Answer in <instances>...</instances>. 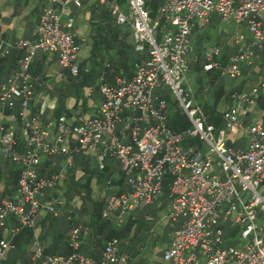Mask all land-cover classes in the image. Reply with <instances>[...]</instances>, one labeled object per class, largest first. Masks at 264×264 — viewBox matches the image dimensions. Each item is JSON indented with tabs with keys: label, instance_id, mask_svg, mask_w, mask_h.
I'll list each match as a JSON object with an SVG mask.
<instances>
[{
	"label": "built area",
	"instance_id": "1",
	"mask_svg": "<svg viewBox=\"0 0 264 264\" xmlns=\"http://www.w3.org/2000/svg\"><path fill=\"white\" fill-rule=\"evenodd\" d=\"M98 1L109 6L116 24L130 27L135 50L148 55L133 63L130 76L101 82L100 101L75 122L35 109V87L41 77L33 75L31 65L40 51L78 74L80 44L68 5L80 6L81 0H45L32 32L34 40L0 42L1 56L11 49L22 52L15 70L0 82V155L19 166L15 191L0 195V227L6 230L0 237V264H7L19 231L36 227L39 210L54 216L62 211V197L50 194L45 202L39 197L62 182L74 157L83 153L94 156L101 170L106 158L117 160L126 176V188L108 195L101 211L102 219L116 228L167 188L165 215L181 223L163 250L162 264H264V107L256 112L264 79L232 92L233 104L222 114L219 128L207 121L191 91L183 87L190 70L192 32L205 27L213 14L226 25L245 21L251 41L242 44L245 34L236 29L237 51L222 62L216 59L220 45L205 49L203 69L242 76L241 65L251 66L255 48L264 47V0H160L155 17L145 0H125V9L118 0ZM165 88L172 90L191 121L185 132L167 125ZM234 130L245 136V147L228 144ZM191 137H198L201 145H183ZM58 155L63 156L61 167L41 175L42 158ZM111 183L110 178L105 182ZM10 220L16 225L10 226ZM227 221L229 235L222 226ZM90 232L87 223L72 226L68 254L46 253L35 236L29 259L32 264H128L129 255L121 252L115 237L106 240L97 260L85 255L82 236ZM236 233L243 242L240 246L231 242ZM224 235L230 242L227 247H222Z\"/></svg>",
	"mask_w": 264,
	"mask_h": 264
},
{
	"label": "crops",
	"instance_id": "2",
	"mask_svg": "<svg viewBox=\"0 0 264 264\" xmlns=\"http://www.w3.org/2000/svg\"><path fill=\"white\" fill-rule=\"evenodd\" d=\"M118 1L120 2V0ZM44 3L45 0H0V42H3L5 44L8 42H13L20 38L30 41L34 40L35 38L32 32L38 23L39 15L42 12ZM120 4L122 5V8H126L125 0L120 2ZM68 8L71 12V15L75 18V27L77 29L80 51L83 48H86V53L82 57H79L78 55V63L84 64L85 69L88 71L92 68V66L95 65L92 57L96 56L97 59L95 60V62H99L98 67L100 69L103 68V75L100 77L98 82L102 80L101 82L104 81L113 83L115 77L118 75L130 76L133 63L136 60H133L128 71L123 74L120 73V65L114 66L112 68V62L109 60V57H113L114 60L115 58L119 57V54H116L115 46L111 49L104 48L100 49L99 51H95V49L93 48L94 42L99 37V34L96 33L94 20L92 18L96 17L98 15V12H100L102 8H106L109 12V6L106 4H101L98 0H81L80 6H76L71 3L68 5ZM109 13L111 14V12ZM112 21L115 24L113 16ZM210 22L211 20L207 24L209 25ZM219 24L220 23H218V25ZM214 25L216 24H211L210 26L214 27ZM121 27L123 29H128L129 31L128 37L131 40L128 41L127 39V43L131 44V42L133 41L135 46V41L130 27L127 25H121ZM235 31L236 29L233 30V35L235 34ZM250 41V34H245V38L242 41V44H248L250 43ZM208 42L209 41L207 40L203 43L204 49L207 48L205 47V43ZM234 43L235 49L233 52L225 50V52L223 53V59H218V57L216 59H218V61L224 62L227 56L236 52L240 44L236 43L235 39ZM13 50L19 53V50L16 49H11L10 51L12 52ZM134 51L136 50L134 49ZM16 52L12 53L16 55ZM138 53L143 54L142 58L147 57V54L145 52ZM255 53L256 58L254 61H258L259 63L264 64V47L262 49L255 48ZM128 54L129 56L133 55L134 57V55L137 53L132 52V49H130ZM203 64L202 70L197 72V74L195 75L196 80L193 86H189V89L195 102L199 104L203 102L209 106H213L215 108V114L219 115L222 120V114L226 110L230 109L233 104V100L231 97L232 92L247 89V86L250 87L255 84L260 77L257 80H253V83H249L250 85H247L245 81L247 75L246 71L250 69V67L248 66H244L243 69L241 68L244 71H242V76L238 78L221 76L218 69L205 71L203 69ZM104 67L107 69H105ZM67 71L68 70L66 68L61 67L57 63L55 57L49 58L40 51L36 53L31 66V72L33 73V75L41 77V83L39 85H36L35 87L34 105L35 109L39 112L53 116V112L55 111L57 105L63 101L65 103L66 109L71 112V115L68 118L70 120H74L75 122L81 118V115L86 116L93 111L97 103L92 100L95 98L97 93L95 92L96 89L92 88V85L84 87L83 93L86 97V106L83 107L82 99L77 98L74 89L69 90L67 88ZM8 73L9 71L7 70L0 73V82L4 81L8 77ZM189 74L190 70L188 75ZM256 77H254V79ZM49 78L55 79L62 85H54L52 82H50ZM189 79L190 78H188L187 76V85L189 83ZM47 85L50 86V89L47 88ZM58 87L60 88L58 89ZM219 89H221V91L223 92L220 98L216 100V93H219ZM88 92H91V95H88ZM260 100L262 101L263 106H260V102L258 99L256 112L260 111L264 107V97ZM206 116H208V114ZM255 117H257V114L254 116V118ZM241 138H243V135L240 130L231 131L228 134V144L231 145V143H235L238 139ZM239 146L245 147L246 144L245 146ZM83 155L85 156V159H87L90 168L99 169L94 156H92L90 153H83ZM77 156L79 155H76L74 157V164L72 168L75 170V178H82L84 180L86 178L84 176L85 173H83L82 168L79 165L80 161L76 158ZM62 161L63 156L61 155L52 157L44 156L38 168L39 173L41 175H51L61 167ZM108 162L109 164L105 162V167L108 166L109 170L112 172V175L106 177L105 182L110 178L112 180L111 185L106 186L104 179H101L100 181L96 178V176L91 179L92 197L93 199L102 200L103 205L108 195L112 193H120V190H124L126 188V176L122 174L119 162L114 159L108 160ZM18 169L19 166L2 158V156L0 155V195L11 194L15 191L16 183H13V171ZM67 176L62 182L58 183L53 190L46 189L47 191H42V195L39 197V200L41 202H45L48 195L54 194L62 197L65 202L64 206L61 208L62 211L59 213V215L56 216L57 219L53 223V226L48 227V225H43V219L47 218L50 213L46 212L43 209L39 210L36 216V227L34 229L25 228L19 231L17 237L15 238V247L7 254V264H32L29 259V246L33 238L37 236L45 249L51 248L50 246L53 245L54 236H56V234L62 230L65 225V221L67 220L75 221L77 219L78 222L73 225L92 223L95 217L90 210L79 209L81 202L79 199H77V196L72 197L70 201L67 200V195L65 193L64 187ZM166 190L167 188L165 187L164 192L160 196L156 197L152 202L148 204L141 205L125 218L123 224H125L128 218L136 220L135 224L130 230L128 239L125 240L126 242L123 244V247H120L121 252L129 255L128 264H162L163 250L169 245L175 229L181 223L180 219H177L175 222H171L165 215L169 207V198L167 196ZM9 224L10 226L16 225L13 220H10ZM226 233L227 235L231 233L228 227H226ZM5 234V229L0 230V237L4 236ZM104 237L105 232L97 233V230L92 227L91 232L88 235L82 236L83 251H85L87 255L89 254L90 256H92L91 253L96 250L95 242L98 238H100L103 247L106 242V239H104ZM57 248H61L60 245H58ZM94 254L98 259L99 253L98 255H96V253L94 252Z\"/></svg>",
	"mask_w": 264,
	"mask_h": 264
},
{
	"label": "trees",
	"instance_id": "3",
	"mask_svg": "<svg viewBox=\"0 0 264 264\" xmlns=\"http://www.w3.org/2000/svg\"><path fill=\"white\" fill-rule=\"evenodd\" d=\"M122 1L123 0H120V2ZM145 2L148 5V9L150 11L151 17H155L157 14L158 7H154L152 5L153 0H145ZM109 12L107 11L106 8L105 9L102 8V10L98 12V15L92 18L94 20L96 33L99 34V37L94 42L93 48L95 49V51H99L100 49H104V48L111 49L115 46L116 54H119V57L115 58V60L113 57H109V60L112 62L111 64L112 68L114 66L120 65V73L124 74L125 72L128 71L133 60H140L143 57V54L138 53L137 51H134L133 49V52L137 54H135L134 57L133 55L129 56L128 52L131 49V44L127 43L129 31L128 29H123L121 25H118L116 23L114 24L112 21V15ZM215 19H218V18H215ZM215 22L219 23V19L218 21H215ZM208 38L209 37L207 35L206 41L208 40ZM204 42H205V39L203 37L200 38L199 43H198L199 48L197 50L198 56L202 55V52L204 51V47H203ZM10 52L11 51H9V53ZM12 52H16V51L13 50ZM9 53L4 56L0 55V73L7 70L9 71L8 76L11 75L12 72L15 70L16 65H17V60L20 57L22 52H20L19 50V53L16 52L17 53L16 55L14 53L12 54L11 53L9 54ZM92 59L94 60L95 65L99 64V62H95V60L97 59L96 56L92 57ZM191 67L197 70L198 72L202 70V66L198 64V60L193 61L190 64V68ZM94 78H93V69H90L87 71L85 69L84 64L82 63L79 64V70L76 76L72 75L71 73L67 71V74H66V80L68 81L67 88L69 90L74 89L77 95V98L82 99L83 107L86 106V97L83 93V89L84 87L94 84L93 83ZM222 92L223 91L219 89V93H216V100L220 98V96L222 95ZM259 94L260 95H258V99L260 102V106H263V103L260 99H263L264 92H261V93L259 92ZM164 96L167 100V104H169L170 100L165 95V92H164ZM206 106L209 109V111H207V114H208L207 121L209 123L215 124L217 128L221 127L222 120L219 115L215 114L216 113L215 108L207 104ZM60 115H65L67 117L71 115V112L68 109H66L65 103L63 101L57 105L55 111L53 112L54 117H58ZM178 118H173L172 120H168V117H167V125L169 128H171L175 132H185V130L189 127L183 124V121L180 117ZM191 140L192 139L190 138H186L185 144H189V145L190 144H200L197 139L194 141H191ZM76 158L79 159L80 161L79 165L81 166L83 173H85L84 176L86 178L84 180L82 178H78V179L75 178V170L73 168L68 171L69 173L64 183L67 200L70 201L72 197L77 196V199H79L81 202L79 209L90 210L93 216L95 217L92 223H87V224L90 225L91 228L94 227L97 230V233L105 232L104 239L106 240L113 238V237L117 238L119 240L121 247H123V244L126 242L125 240L128 239L130 230L132 229L136 220L128 218L125 224L122 225V227L116 228L111 222L102 219L101 217V211L103 208L102 200L93 199L92 197L91 179L96 176L98 180L101 181V179L102 180L104 179V182H105V178L112 175V172L109 170L108 166L102 170L90 168L88 161L87 159H85V156L83 154H79V156H77ZM17 177H18V170H14L13 171V183L17 182ZM121 191L122 190H120V192ZM56 219H57L56 216L49 214L47 218L43 219L42 223L43 225L45 224V225H48V227H52ZM75 221L73 220L65 221V225L62 228V230L59 233H57L56 236H54L53 245L50 246L51 248H48V249L44 248V251L46 253H50L51 250H58V249H65V251L63 253H57V254H68L70 252V248L68 247L66 238H67V232L69 228L71 229V227L74 226L73 224H76L78 222L77 219ZM0 230H3V228L0 227ZM58 245H60L61 248H57ZM101 247H102L101 239L98 238L97 241L95 242L96 250L94 252L96 253V255H98V253L100 254L102 250ZM94 252L91 253V255L92 257L97 259Z\"/></svg>",
	"mask_w": 264,
	"mask_h": 264
},
{
	"label": "rangeland",
	"instance_id": "4",
	"mask_svg": "<svg viewBox=\"0 0 264 264\" xmlns=\"http://www.w3.org/2000/svg\"><path fill=\"white\" fill-rule=\"evenodd\" d=\"M160 3H161L160 0H153L152 5L154 7H159ZM217 17H219V16L216 15V14H213L212 15V19H211V23L209 25L207 24V26L203 27L202 29L195 28L193 30L192 35L190 37V45L192 47V52L190 54L189 67H190V64L193 61L198 60V64L201 65V66H202L203 62L205 61V59H204V51L202 52V55H199V56H198V53H197V50L199 48L198 43H199L200 38L203 37L205 39V41H206L207 35H208V37H209L208 41L209 42L205 43V47H207V48H210L211 46H213L215 44H219L221 46V53L218 56V59H223V53L225 52V50L233 52L234 49H235L233 30L238 29V30H240L241 32H243L246 35L249 34V32L246 29L247 27H246V22L245 21L242 22L240 25H237V26H235V25H224L220 21V19L218 18L219 19V23L221 24V25L220 24L218 25V22L217 23L215 22V21H218V19H215ZM262 18L264 19V13L262 14ZM211 24H216V25H214V27H211L210 26ZM130 40L131 39L128 37V41H130ZM207 48H205V49H207ZM131 49H132V52H133V49H135L133 41L131 42ZM231 52H229V53H231ZM85 53H86V48L85 49L83 48L80 51V53H79V57H82ZM244 66H246V65L242 64L241 68L243 69ZM248 67H250V69L248 70L250 72L246 71L247 75H246V81L245 82L247 83V85H250L251 83H253V80H257L259 77H260L259 79H264V64H261L258 61L257 62L254 61V63L251 66H248ZM91 69H93V78L95 77L94 78V82H93L94 84H92V88L96 89L95 92L97 93L95 98L92 101L98 103L101 98H100V95H99V91H97V88L99 86V83L102 81L101 80L100 82H98L100 77L103 75L102 74L103 68L100 69L98 67V65L96 64ZM242 71H244V70H242ZM197 72L198 71L195 70L194 68H192V67L190 68V74L188 75V78H190L189 79V83H188V85L183 86L185 92H189L190 91L189 90V86H193V84H194V82L196 80L195 75L197 74ZM254 77H256V78L254 79ZM49 80H50V82H52L56 86L62 85L61 83L57 82L53 78H49ZM176 83H177V85H179L180 81H177ZM248 87L249 86H247V88ZM59 88L60 87H58V89ZM261 92H264V89L262 91H260V93ZM165 95L170 100L169 104H167V111H166L168 120H172L173 118L180 117L182 119V121H183V124L187 125V127H191L190 119L187 117L185 112L179 107V104L176 101L175 96L173 95V92H172V90L170 88H165ZM198 107L200 108V110L205 115H207V111H209V109H208V107L206 106L205 103H203V102L200 103L198 105ZM83 116L81 115V118ZM190 139H192L191 141H194L196 139L198 140V137H191ZM245 144H246L245 136H243V138H241V139H238L235 143H231L232 146H239V145L245 146ZM183 145H185V143H183ZM108 160H113V159H111L109 157L106 158L107 164H109ZM45 190L46 189H44L43 191H45ZM222 226H223V228L229 227V226H231V222L227 221ZM235 228H237V227L235 226ZM70 230L71 229L69 228V230L67 232V238H66L67 243L69 241ZM65 232H66V230H65ZM232 236H234V239L231 238V239H233L231 242H235L236 244H238V246H240L243 243L238 238L239 233L238 234L236 233L235 235L232 234ZM226 238H227V236L224 235L223 236L224 243L222 244V247H227L230 244V242ZM120 247H121V245H120ZM64 251H65V249H58V250H51L50 253L51 254H56V253H63ZM83 253L85 255H87L85 251H83Z\"/></svg>",
	"mask_w": 264,
	"mask_h": 264
}]
</instances>
